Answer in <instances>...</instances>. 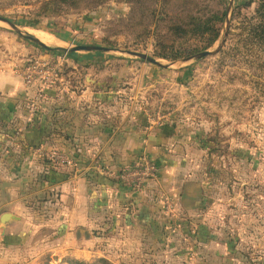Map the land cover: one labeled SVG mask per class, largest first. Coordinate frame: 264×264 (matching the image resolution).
<instances>
[{"label":"rangeland","instance_id":"obj_1","mask_svg":"<svg viewBox=\"0 0 264 264\" xmlns=\"http://www.w3.org/2000/svg\"><path fill=\"white\" fill-rule=\"evenodd\" d=\"M58 1L0 0V15L15 22L22 34L50 37L58 43L47 48L67 50L47 52L0 21V73L14 74L23 87L37 94V99L41 94H60L64 89L76 95L87 89L95 94L106 93L105 97L90 101L97 111L102 109L104 115L98 116L100 120L137 124L147 133L163 131L167 136L158 161L154 162L145 153L158 166L160 175L152 183V199H141L147 206L156 205L153 210L148 207L138 213L143 222L150 224L142 239L128 241L125 238L129 236L121 232L123 220L130 216L123 205L129 199L118 196L112 201L110 194L99 193L90 202L96 220H107L106 229L94 231L110 239L107 243L100 241L103 249L108 248L107 261L111 260L112 264H263L264 77L252 65L251 54H246L242 45L231 39L226 40L217 54L200 60L192 59L199 53L178 62L158 60L152 57L155 42L144 34L146 27L136 25L135 20L128 26L121 19L131 11L124 0H112L92 11L44 6L46 2ZM223 1L228 16L219 40L208 51L214 52L222 34L227 32L228 37L232 24H237L232 20L234 8L246 6L242 14L251 16L260 0ZM37 21L39 25H34ZM234 32H240L238 27ZM94 38H108L119 49L96 46ZM198 44L197 39L188 38L180 46L190 52ZM79 47L98 49L70 52ZM131 52L147 55L165 67L134 57ZM80 54L90 56L96 63L75 62L73 58L83 61ZM78 65L92 66L91 72L95 73L86 78L81 93L72 91L64 81L65 68L73 67L77 71ZM28 74L33 77L32 83L27 80ZM52 74H56L57 83L48 86L45 82L53 79ZM76 75L79 73L75 72L73 79ZM32 100H22L27 110L32 105V109L37 107V101L33 100V104ZM216 135L215 143L212 140ZM215 144L218 154L209 157ZM6 147L0 145L3 162L0 198L8 195L9 202L12 184L21 177L3 174L10 167L7 154L2 151ZM38 147L32 146L29 153L38 152ZM52 149L43 154L45 160L49 157L57 165L71 163L58 149ZM55 152L61 157L58 162L49 155ZM109 165L97 163L96 188L103 183L99 181L102 170L114 174L121 169ZM70 166L74 171L69 175L76 176L79 166L76 162ZM26 179L29 184L26 189L20 188V183L15 188L23 194L15 215L25 223L19 231L8 235L9 239L0 235V264H60L66 251L55 248L56 238L60 236V231L56 233L55 220L62 216V211L66 212L63 216L71 213L67 204L71 196L62 203L57 190L37 194L48 187L43 179L48 184L56 183L54 176L41 172ZM77 211H84V206H78ZM151 215L156 219L151 221ZM77 233L83 235L80 230ZM99 260L102 259L86 263L97 264Z\"/></svg>","mask_w":264,"mask_h":264},{"label":"crops","instance_id":"obj_2","mask_svg":"<svg viewBox=\"0 0 264 264\" xmlns=\"http://www.w3.org/2000/svg\"><path fill=\"white\" fill-rule=\"evenodd\" d=\"M81 56L84 57L83 61L76 58L73 60L82 65L96 63L90 56ZM16 78L14 74L8 72L0 73V145L7 146L2 151L7 154L10 164L3 174L8 177L19 174L21 177L18 182L12 184V191L8 193L10 201H6L8 195L5 194L0 198V220L5 213L19 218L15 215V211L23 194L15 191L17 183H20V188L26 189L29 186L26 178L43 172L58 180L54 184H48V181L43 180L48 187L46 190L38 191L37 194L57 190L61 195L62 203L71 196L67 202L69 208L71 207V213L63 216L66 212L62 211V216L55 220V225L58 227L56 233L60 231L55 248H59L58 251L65 248L66 251L60 264L91 262L94 259L108 260L105 255L108 248L103 249L100 241L104 240L107 243L110 239H105V234L94 232L96 229L99 231L106 229L107 220L103 222L96 220L90 209V202L99 193L104 196L110 194L112 201L118 196L120 199H129L123 205L126 206L130 216H126L123 220L121 232L125 237L129 236L125 240L131 241L138 237L142 239L143 235L147 234L148 231L145 230L150 228V224L143 222L138 213L148 207L153 210L156 205L147 206L141 199H152V183L155 180L149 182L141 192H136L122 183L110 181L109 177L99 173V181L103 183L96 188L95 167L97 163L104 162L111 164L109 166L112 168L130 166L141 155H146L145 153H149L154 162L158 161L167 143L166 132L147 133L143 126L137 124L131 125L114 119L100 120L98 116L104 115L102 109L97 111V107L91 105L90 101L95 100V97H105L106 93L95 94L87 89L82 95H76L64 89L60 94L58 92L41 94L37 99V94L34 95L32 90L23 87L21 81ZM28 98L37 101V107L32 109L33 105L29 104L31 108L27 110L22 100ZM33 100L32 103L35 104ZM32 146H39L38 152L29 153L28 150ZM52 148L58 149L57 151L64 155L68 162H76L80 169L76 176L69 175V172L74 171L70 170L71 163L66 165L59 162L57 165L53 160L52 164L49 157L46 156V160L43 158V154L53 150ZM0 165L2 166L3 162L0 161ZM80 205L84 206L82 212L77 211ZM150 219L153 221L156 216L151 215ZM24 223V219L19 218L4 229L0 227L1 237L9 239L8 235L19 231ZM77 230L83 235L77 233ZM67 244L70 245V249Z\"/></svg>","mask_w":264,"mask_h":264},{"label":"trees","instance_id":"obj_3","mask_svg":"<svg viewBox=\"0 0 264 264\" xmlns=\"http://www.w3.org/2000/svg\"><path fill=\"white\" fill-rule=\"evenodd\" d=\"M110 1L112 0H60L53 4L46 2L44 6L49 8L51 5H55L69 9V11H92L99 9ZM124 2L130 5L131 11L128 17L121 19L128 26L132 25L133 20H135L136 25L145 26L144 34L155 42V51L152 57L167 62H178L189 58L193 54L208 51L219 40L228 16L227 4L223 0H124ZM251 5L252 3L247 4V7ZM245 7L234 8L232 20L233 23L237 21V24H232L226 40L233 39L239 42L246 54H251L252 65H256V69L264 77V0L259 1L255 12L251 16H243L242 11ZM0 18L16 24L7 16L0 15ZM39 23L37 21L34 25H39ZM237 27L240 32L236 34L234 31ZM188 38L197 39L199 44L190 52H185L180 43ZM94 43L96 46L104 45L111 50L119 49L108 38L103 40L94 38ZM44 50L51 53L65 52L61 48ZM91 71H93L92 66L82 67L78 65L77 71L73 67H66L64 81L72 91L81 93L84 90L86 78L89 75L95 76V73ZM75 72H78L79 75H76L73 79ZM68 76L69 78L66 79ZM212 141L216 143L218 135ZM215 154H218V144L211 146L209 157H214ZM43 180L46 182L45 179ZM56 180L58 179L56 178ZM69 264L89 263L69 262ZM97 264L111 263L102 259Z\"/></svg>","mask_w":264,"mask_h":264},{"label":"built area","instance_id":"obj_4","mask_svg":"<svg viewBox=\"0 0 264 264\" xmlns=\"http://www.w3.org/2000/svg\"><path fill=\"white\" fill-rule=\"evenodd\" d=\"M36 68L40 67L36 66ZM52 76L53 79L45 82L46 85L52 86L57 83L56 74H52ZM26 77L28 82L32 83L33 77L30 74L26 75ZM51 157L57 162L61 158L57 152L53 153ZM101 174L112 177L115 181L122 183L133 191L141 192L149 182L158 178L159 168L148 156L141 155L132 165L125 166L114 174L108 173L105 170H102Z\"/></svg>","mask_w":264,"mask_h":264},{"label":"water","instance_id":"obj_5","mask_svg":"<svg viewBox=\"0 0 264 264\" xmlns=\"http://www.w3.org/2000/svg\"><path fill=\"white\" fill-rule=\"evenodd\" d=\"M230 20H231V15H230V17H229V22H230ZM0 21H1V22H4V23H6L7 25H9L10 27H12L13 30L16 31V33L19 34L20 36H22L24 39H26V40H31V41H33V42H36L37 44H39V45H40L41 47H43L44 49L51 50V49L47 48V47L43 44V42H41L39 39H37V38H33V37L30 36V35H24V34H22V33L20 32V30L18 29V27H17L14 23H12V22H10V21H7V20H4V19H2V18H0ZM226 34H227V32H226ZM226 34H225V32L222 34V38H221V40H220V44H219L218 48H217L214 52H212V51H205V52H202V53H199V54L193 56L192 59H193V60H200V59H203V58H206V57L213 56V55L217 54V53L223 48V46H224V44H225L226 37H227ZM96 49H98V48H96V47H79V48H77V49H75V50H70V52L74 53L75 51H82V50H96ZM61 50L65 51V52L67 51V50H65V49H61ZM131 55H133L134 57H137V58H141V59H143V60H145V61L151 62V63H153V64H157V65H159V66H161V67H165V66H163V65H161V64H159V63H157L153 58L148 57L147 55H144V54H141V53H138V52H131ZM18 220H19V218H17V217H15V216L11 215L10 213H6V214H4V215L2 216V218H1V220H0V225H1L2 228L4 229L8 224H11L12 222H15V221H18ZM263 264H264V263H263Z\"/></svg>","mask_w":264,"mask_h":264},{"label":"bare ground","instance_id":"obj_6","mask_svg":"<svg viewBox=\"0 0 264 264\" xmlns=\"http://www.w3.org/2000/svg\"><path fill=\"white\" fill-rule=\"evenodd\" d=\"M36 34V33H35ZM38 35V34H37ZM41 42H43V44L47 47H52L53 45H55V43H58V42H55L54 40H52L50 37H47V36H44V35H38L36 36Z\"/></svg>","mask_w":264,"mask_h":264}]
</instances>
